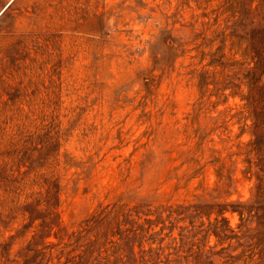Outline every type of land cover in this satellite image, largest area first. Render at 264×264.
<instances>
[{"label": "rangeland", "instance_id": "374dc122", "mask_svg": "<svg viewBox=\"0 0 264 264\" xmlns=\"http://www.w3.org/2000/svg\"><path fill=\"white\" fill-rule=\"evenodd\" d=\"M259 113L264 0H0V264H264Z\"/></svg>", "mask_w": 264, "mask_h": 264}, {"label": "trees", "instance_id": "16d2710c", "mask_svg": "<svg viewBox=\"0 0 264 264\" xmlns=\"http://www.w3.org/2000/svg\"><path fill=\"white\" fill-rule=\"evenodd\" d=\"M259 117H260V121L262 120V121H264V115H263V113H259ZM264 128V127H263ZM263 138H264V131H263V135L262 136H258V137H256V139L254 140L255 141V143H254V145L255 146H258V145H260V144H262V140H263ZM261 162V161H260ZM260 176H256V179L258 180V185H259V189L261 190V192L263 193L264 192V190L262 189L263 187H264V183H263V181H264V176H263V174H264V170L262 169V170H260ZM262 198V201H263V199H264V196H261ZM249 210L250 209H247V212H249ZM259 210V209H258Z\"/></svg>", "mask_w": 264, "mask_h": 264}]
</instances>
